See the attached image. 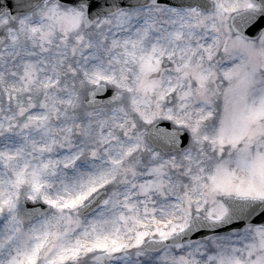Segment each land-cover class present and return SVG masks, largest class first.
<instances>
[{
    "label": "snow or ice",
    "instance_id": "snow-or-ice-1",
    "mask_svg": "<svg viewBox=\"0 0 264 264\" xmlns=\"http://www.w3.org/2000/svg\"><path fill=\"white\" fill-rule=\"evenodd\" d=\"M0 264H264V0H0Z\"/></svg>",
    "mask_w": 264,
    "mask_h": 264
}]
</instances>
